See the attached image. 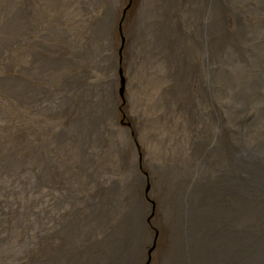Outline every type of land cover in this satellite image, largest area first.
Masks as SVG:
<instances>
[{
    "label": "rangeland",
    "instance_id": "1",
    "mask_svg": "<svg viewBox=\"0 0 264 264\" xmlns=\"http://www.w3.org/2000/svg\"><path fill=\"white\" fill-rule=\"evenodd\" d=\"M153 1L0 0V264H41L43 252L57 247L75 214L87 212L86 201L80 202V208L75 205V193L83 195L87 190L91 207L92 187L96 186L94 197H103L101 192L109 185L117 188L121 205L129 203L131 190L142 205L138 219L143 226L141 249L145 253L137 264L162 263L171 237L160 199L163 191L157 184L159 166L171 165L188 140L183 133V107L174 108L172 93L167 94L169 102L161 101L165 89L176 91L166 66L154 63L135 69L147 50L156 47L149 41L140 47L136 41L140 21L153 16V6L148 7ZM8 5L25 6L26 17L19 20L23 22L18 28L11 26L17 21H9ZM105 9L111 14L113 47L109 58L104 50L98 58L94 55L90 67L87 64L86 76L93 84L84 85L79 80L82 73L71 68L76 65L79 69L83 63L85 57L79 54L87 52L89 34L99 37L95 28ZM252 18V23L256 20L254 29L261 31L260 16ZM100 57L107 67L97 65ZM43 67L51 70L46 72ZM110 74L111 81L106 79ZM6 81L18 84L21 94L14 93ZM67 82L70 85L64 88ZM157 83L164 89H156ZM101 88L105 92L113 89L109 122L101 124V141H93V135L83 136L84 143L90 139L84 149L79 147L82 135L79 138L76 131L82 122L79 112L86 114ZM246 138L242 144L252 135ZM95 168L104 170L102 176L107 178L89 183L95 185L88 184V189L89 175L100 176ZM54 174L62 180L56 183ZM38 256L41 259L37 261ZM64 262L65 255H59L54 264Z\"/></svg>",
    "mask_w": 264,
    "mask_h": 264
},
{
    "label": "bare ground",
    "instance_id": "2",
    "mask_svg": "<svg viewBox=\"0 0 264 264\" xmlns=\"http://www.w3.org/2000/svg\"><path fill=\"white\" fill-rule=\"evenodd\" d=\"M150 6L153 16L140 21L136 41L140 47L147 41L150 45L155 42L156 47L147 50L135 69L154 63L166 66L176 91L165 89L161 101L167 103V94L172 93L174 108L183 107V133L188 140L185 148L178 149L172 166H159L157 184L163 191L160 199L171 237L161 264H264V34H260L264 25L257 31L253 21L260 16L259 22L264 24V0H155ZM8 7L9 21H17L11 26L18 28L23 22L19 20L26 17L25 6ZM110 18L105 9L95 28L100 38L89 34V48L79 54L85 57L83 63L79 69L70 67L82 73L81 84H93L86 71L94 55L98 58L107 50L110 57ZM103 57L96 61L99 67L105 66ZM42 70L49 72L51 67ZM106 79L111 81V74ZM66 85L70 82L64 88ZM7 86L18 95L22 92L12 81ZM155 86L164 89L162 83ZM109 89L96 91L98 99L90 101L86 114L81 111L84 107L80 108L78 120L82 122L76 131L79 138L82 135L81 148L90 140L84 143L83 136L93 135V141H101V124L109 122L113 104V89ZM217 96L221 98L215 99ZM250 135L251 140L242 144ZM95 169L100 176L89 175L86 188L107 178L102 176L104 170ZM62 178L52 176L56 183ZM110 181L116 183L112 177ZM95 188L89 193L91 207L87 190L83 195L75 193V205L80 208V202L86 201L87 212L80 215L76 209L77 216L62 241L53 251L44 249V256L36 257L37 261L54 264L59 255H65L62 264H137L145 253L141 249L143 226L138 219L142 205L132 190L129 203L121 205L116 187L105 188L103 197L93 196Z\"/></svg>",
    "mask_w": 264,
    "mask_h": 264
}]
</instances>
